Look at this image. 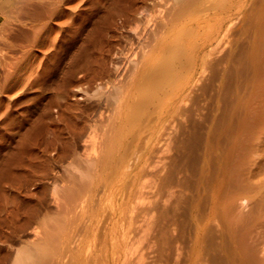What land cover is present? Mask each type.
Returning a JSON list of instances; mask_svg holds the SVG:
<instances>
[{
  "label": "bare ground",
  "instance_id": "obj_1",
  "mask_svg": "<svg viewBox=\"0 0 264 264\" xmlns=\"http://www.w3.org/2000/svg\"><path fill=\"white\" fill-rule=\"evenodd\" d=\"M238 27L246 41L221 52ZM228 83L233 103L202 128ZM198 89L202 120L180 121ZM262 102L264 0H0V264L6 249L9 264H132L135 209L147 264H264L251 242L264 200L243 215L225 199L264 171ZM40 184L54 218L12 194ZM92 201L108 213L105 250L64 262Z\"/></svg>",
  "mask_w": 264,
  "mask_h": 264
},
{
  "label": "rangeland",
  "instance_id": "obj_2",
  "mask_svg": "<svg viewBox=\"0 0 264 264\" xmlns=\"http://www.w3.org/2000/svg\"><path fill=\"white\" fill-rule=\"evenodd\" d=\"M247 37L248 36H245V38H244V36L240 35V30L238 27L237 29L234 30L232 39L230 41H227L224 44L221 52H225V51L227 52L230 49L235 48L236 38L238 40L244 38V41H246ZM229 81H230V79H228V82ZM211 87H213V90H210V93L213 94V93H215V89H214L215 85H214L213 80L211 83ZM232 89L233 88L231 87V84L228 83L227 88H225V95L226 96L224 95L225 97L216 98V99L211 101L210 106H209V116L206 118L207 120L202 125V128L205 129L207 127V125L213 121L214 118H217L219 115H221L225 111L226 106L233 103V101H234L233 99H235V98L233 95H232L233 97L231 96V94H234L232 92L233 91ZM199 94H200V89L196 90L194 93L193 99L190 100L189 102H187L186 108H188V110L184 114V117H183L184 119L181 117L180 121H185L186 118L187 119L191 118V120L201 119L200 117H202L203 114L199 115L198 112L202 108L204 102L198 96ZM229 98L230 99L232 98V99L229 100ZM261 104H262V106L264 105L263 102ZM261 104H259L260 107H261ZM255 106H256V104H254V107ZM263 110H264V108L261 107V110L259 109V112L263 111ZM206 113L208 115V111ZM208 126L210 127L211 125H208ZM198 128L201 129L200 127H198ZM172 133H176V131L174 130V132H172ZM176 136L177 135H175L173 137V140L176 139ZM195 148L196 147H194L193 150H195ZM196 151H198L197 148L195 151H193V153H196L195 154L196 156H194L193 153H190L189 156L191 154L193 156L191 155V157H188L189 158L188 161H190L191 158L193 159V163L192 164L190 163V165H191V167H194V168L196 166H199L198 165L199 161L197 158L198 152H196ZM166 154H167L166 155L167 158L164 159L165 167L163 168L161 174L166 172L168 170V167L170 168L171 159L173 157H174V159L176 158V151L172 147L170 148V150ZM260 156H261V158H260ZM256 158H258L257 160L260 161L261 166L264 165V164H262L264 162L263 155H256ZM182 165H184V164H182ZM195 169H197V167ZM260 170H262V169H260ZM260 170L257 171V175H260L258 173L261 172V175H260L261 177L259 176L257 178V175H256L257 181L254 180L253 181L254 183H253L251 181L246 180L250 186L247 185L246 181L243 182V184L241 186L243 187L244 190H242L240 185L238 186V187H240V189L237 187L234 189L235 185H234V187H233V185L230 186L233 188H230V187L228 188L231 190V192H229L230 190L229 191L227 190V192L229 194L228 193L225 194L226 195L225 199L230 198V203L233 205V206L231 205V210L233 207V213H235L237 211L235 214H239L241 212H246L247 210H248L247 212H249V211L251 212V209H253V207H255V203H257V202L254 203V201H256L259 197H260V199L257 201L264 200V197H261V195L264 196V183L263 184L261 183V182H264V181H261V180H264V179H262L264 177V175H262V174H264V171L263 170L260 171ZM153 179H154L153 176H149L147 178V181L150 180L152 182ZM259 181H260V183H259ZM245 186H246V188H244ZM49 188H50L49 184H40L38 186H26L25 189L22 190V192H19V193L14 192L12 194H14L16 196V199L20 200V202L25 201L26 204H29V205L37 204L39 209L42 212H44V211L49 212L50 216L54 218V217H56L58 210H57V206H56L55 202L52 200V198L50 196ZM232 189H234V192ZM232 193H235V194L233 195ZM164 194H165V192H164ZM254 197L257 199H255ZM163 198H164V196L162 194L159 195L158 197L153 198V202L151 205H150V203H146L147 200H149L146 198L145 203L142 205V208L145 207V204L150 205L151 207L156 205V208H157L161 205ZM252 198H254V199L252 200ZM252 202L254 203L253 205L251 204ZM97 209H98V206H97V203L95 201L89 202L87 207L84 208V211H83V214L81 215V217H77L76 219H73V220H76L77 223L72 222L70 224V226H71L69 229L70 231H68V233L69 232L71 233V234L69 233L70 236L73 235L72 241H70V243H69V247L73 248V251H71V249H70V252L66 253L65 257L63 258L64 262L70 261L72 258H75L77 260L76 253H78V256H80V258L78 257V261H79V259L82 260L83 255L88 253L89 249H94V251L96 253H98V251H99L98 249L101 247L103 248V250H105L106 246L103 244V240H104V236H105L104 232H105V224H106V214L108 215V213H107V211H104L103 213H101L100 211H102V209L101 208L98 210ZM143 209H145V208H143ZM155 209L152 210L151 214H153V215L156 214L157 211ZM136 211H137V214H136ZM247 212L245 214H243V213H241V214L246 215V214L250 213V212L249 213H247ZM132 215H133V218L135 217L134 219L137 220V222L134 225L135 229L133 231V233H134L133 236H134V238H136V240H135L136 252L138 251L137 254H139V255L142 253L144 254L142 256V258L140 257V259L137 257L136 260L132 264H147L149 262V260L151 259V257L156 256V254H157V252L154 250V247H152V250L150 248L151 239H153V238L151 237L150 230L148 229V227L145 224V219L148 218V215L146 214V212L144 210H141V209L133 210ZM263 217H264V215H263ZM263 217H262L263 221H261L262 222L261 225L257 224L256 225L257 228H256V226H255V228H253V232L255 233V231H256L258 233H255V234L252 233L251 234L254 237V238L253 237L251 238L252 239L251 242L253 240H255V244H256L255 248H256L259 256L264 255V224H263L264 219H263ZM174 234H176V233H174ZM19 236L22 238H29L30 239L31 233H27L26 231H24L23 233H20L19 235H12L9 242L14 243V244L17 243V239ZM187 245H188V242L184 243V246H187ZM2 254H3V256H2L3 261L5 262L4 264H9L11 256H12V252H10V250L8 251V249H6V250H4V252Z\"/></svg>",
  "mask_w": 264,
  "mask_h": 264
}]
</instances>
